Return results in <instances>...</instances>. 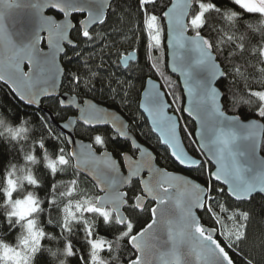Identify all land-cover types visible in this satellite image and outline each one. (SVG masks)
<instances>
[{"label":"snow or ice","instance_id":"6c2138e0","mask_svg":"<svg viewBox=\"0 0 264 264\" xmlns=\"http://www.w3.org/2000/svg\"><path fill=\"white\" fill-rule=\"evenodd\" d=\"M0 3H5L8 9L19 7V0H0ZM114 3L118 4L119 0H28L27 6L38 18V28L31 40L23 46L13 42L4 26L5 12L0 11V68L10 70L7 76L0 74V80L28 106L38 104L41 96H54L60 77L67 78L73 89H79L83 84L89 93H100L110 101L118 100L128 107L142 96L143 99L136 105L137 111L142 110L140 119H145L146 114V122L151 123L150 131L158 133V143L165 147L168 158L184 169L198 171L206 179L203 183H197L157 167L151 163L156 157L135 139L131 140L132 147L139 153L135 159L126 151L120 152L127 169L125 175L118 162L107 151L96 157L93 146L103 147L106 143L105 136L98 131L99 126L111 125L116 133L113 137L115 142L117 137L130 139L124 131L129 125L115 112L90 100H85L83 105L76 104L73 97L71 103L80 111L78 119L97 133L91 137L92 143L78 145L86 151H66L64 147H59L55 159H48L46 141L57 140L67 144H72L73 141L65 138L62 132L56 133L53 122L45 116L40 117V137L33 146L34 152L37 148L44 151L46 166L52 176L64 173L69 168L74 169L72 178L67 182L59 181L51 185L52 198L48 200L51 209L56 204L57 189L64 187L61 195L68 199V204L63 209V222L59 224L64 237L63 254L73 257L80 253V249L75 248L67 238L73 232L74 222H77L88 246L87 258L81 255L80 264H109V261L111 264H124L120 252L125 247V241L133 250L126 264H151L148 252L154 243L160 246L170 243L175 250L183 241L195 242L193 252L196 260L200 261L203 253L204 264H237L236 257L240 256L244 257L241 264H254L246 251H250L254 245V235L249 231L251 209L242 210V205L251 202L254 195H261L264 199V160H255L258 147L257 133L254 131L256 122L242 123L239 116L226 115L221 99L224 93L220 89L224 87V79H228L227 94L232 108L238 109L241 105H246L264 119V36L258 44L249 48L243 37L238 39L231 31L238 24L241 12L231 7L218 6L214 0H169V4L163 8H158V0H133L134 7L127 11L120 9L119 15L117 9L112 8ZM231 3L244 13L261 17L264 22V0H231ZM45 9L62 13L63 20L58 21L53 16L44 15ZM107 9H112V15H117V23H108ZM73 13H86V16L73 23L70 19ZM165 21L169 48H187L199 53V58L194 63L186 62L178 68L177 54L173 51L171 67L173 72L179 71L183 77L184 89L189 96V104L183 108V112L193 116L199 124L196 133L199 138L197 151L204 155L203 160L190 157L182 146L181 118L166 114V110L171 107L166 96L171 95L173 103L180 99L173 83L164 77L167 91H161V85L151 78L142 81V76L137 74L138 71L142 73V69L130 65V62L138 63L139 46L145 38L148 58H151L153 50H159L164 32L161 24ZM218 21L223 23L218 29L219 36L213 39L210 33L217 30V25L220 24ZM249 27L252 25L249 24ZM70 30L75 31L77 37L82 39L74 42L69 38ZM177 31L179 35H176ZM189 31L192 34L185 35ZM43 32L48 34V51L40 47L41 41L45 39L41 35ZM125 43L131 51L124 48ZM225 43L230 45V51L227 62L224 60L221 63L217 59L220 57L217 53L223 51L221 45ZM66 47H70L71 55ZM61 54L69 65L73 64V57L76 58L75 70L68 68L65 71L56 64V57ZM249 56H254V62ZM25 61L27 71L21 67ZM242 64L246 67H242ZM200 66L207 69L208 79H198L194 75ZM152 67L157 66L153 64ZM248 69L252 71L249 72ZM136 81H142L143 92L137 88ZM193 82L196 91L194 107ZM42 84L46 86L40 87ZM237 84H243V93L239 100H234L231 93ZM59 104L62 108L67 106L64 99H60ZM176 111L181 110L178 108ZM134 119L135 114L133 122ZM63 127L68 128L69 124L66 123ZM234 128L240 129V133ZM7 131L15 139L20 129L9 128ZM183 131L187 132L186 125ZM238 141L249 143L241 150ZM209 145H213L215 150L210 149ZM146 157L149 160L147 164ZM101 158L108 162L103 174L87 168L84 170L95 180L94 187L105 194L90 196L80 191L78 173L90 159ZM238 158H244L243 162ZM26 159L31 161L34 157L28 156ZM146 167L148 179L141 177ZM11 176L12 172L9 171L7 177ZM135 177H141L138 192L129 195L128 191L120 190L124 185H128L131 190ZM27 180L29 185L37 184L31 175ZM171 180L182 181L190 186L192 193L191 198L183 205L177 201L179 220L172 218L169 208V189L173 187ZM7 183L9 189H14L12 179H7ZM12 194L11 190L5 192L8 203H19L12 199ZM77 194L79 199H75ZM28 199L33 205L32 211L17 215L13 209L8 225L10 228L14 226L13 216L15 223L25 221L23 228L33 238L32 255L37 257L43 248L41 241L47 234L34 220L28 219L40 210V201L32 193H29ZM149 200L155 201V206L149 208L145 203ZM146 212L151 214L150 222L137 230V217ZM227 222H231L232 226L228 227ZM114 226L118 231L112 238L101 234ZM21 243L27 248L29 241L25 238ZM0 249L3 250L0 251V264H7V252L16 254L17 259L13 264H21V259L23 264H28L30 257H20L17 250L8 249L7 245L2 244ZM104 253L106 256L102 255ZM177 264H181L179 258ZM183 264L190 262L184 261Z\"/></svg>","mask_w":264,"mask_h":264},{"label":"trees","instance_id":"16d2710c","mask_svg":"<svg viewBox=\"0 0 264 264\" xmlns=\"http://www.w3.org/2000/svg\"><path fill=\"white\" fill-rule=\"evenodd\" d=\"M215 3H217L218 6L224 7H231L234 10L241 12V16L239 17L238 24L235 28L231 29L232 32L235 33L236 37L239 39L240 37L244 38V42L246 45L254 46L258 44L262 36H264V22H262V19L257 20L258 16L254 14L244 13L241 9L237 8L234 4L231 3V0H214ZM169 4V0H158V8H163L165 5ZM133 0H119V3H114L112 5L113 9H117V15H119V10L123 9L125 11L129 10L130 8H133ZM53 14L56 18H59L57 14H54L53 12H50ZM109 24L117 23V15H112V9H109ZM82 19V16H73L72 21L76 23L78 20ZM245 21H248V23H245ZM217 30L213 31V33H210V35L214 38L219 36L218 29L221 27L223 22L218 21ZM249 24L252 25V27H249ZM98 27V26H97ZM161 27L164 29L163 22L161 24ZM226 27V26H225ZM189 34H192L191 31L188 32ZM72 39L74 41H77L78 38L75 31L72 32L71 35ZM145 41L141 43L139 46V61L130 63V65L133 68L142 69V73L138 71V75L142 76V81H145L147 78H153L157 80L163 91H167L166 87L164 86V77H167L172 83L175 88L176 94L180 97V99L173 103L172 96L168 95L167 99L172 107V112L177 114L181 120H180V133L181 137L184 143L185 148L187 151L196 158L201 159L200 153L197 151V148L195 146L194 140H193V131L194 126L192 122H190L188 119L182 116L181 111L177 112L176 109L182 110L183 106V96L182 92L178 83V80L172 76H170L166 69V57H165V48H164V32L161 37V45L159 50H153L151 54V58H148L146 49H145ZM223 51L218 52L217 55L220 57H217L218 61L221 63H224V60L227 62V54L230 51V45L227 43L221 45ZM124 48L131 51V48H128V44H124ZM79 50V49H77ZM66 51L69 55H71V49L66 48ZM123 51V49H122ZM115 58V57H113ZM249 59H252L254 62V56H249ZM75 62L76 58L73 57V64L69 65L68 61L64 58V56L61 57V64L65 71H67L68 68H72V70H75ZM155 64L157 67L153 68L152 65ZM227 67V65H225ZM242 67H246V65L242 64ZM249 72H251V69H248ZM254 75V73H252ZM142 81H136L137 88L142 91L141 83ZM224 87L220 89L224 93L222 96V102H223V108L224 111L230 115H236L239 116L242 120H248L252 118H258L263 122L264 125V119H261L258 117L255 113L254 109H250L246 105H241L238 109H233L231 106V102L228 100V94H227V84L228 79H224L223 81ZM251 83V81H249ZM61 92H67L71 95H75L79 100L89 98L95 101L98 104L104 105L110 109H113L117 111L127 122L129 125V132L136 138V140L147 146L155 155L156 162L163 168H165L168 171L172 172H179L180 170L175 166V164L172 162L171 159L168 158V153L165 151V148L162 147L158 140L153 136L151 131L148 128V125L145 121V119H140V112L137 111V104L139 103V99L135 103L132 104L131 107L122 105L118 100L116 102L110 101L108 98L103 96L100 93H96L95 95L92 93H89L84 87L83 84L81 85V88L79 89H73L70 81L63 77L62 84H61ZM243 93V84H237L233 87L232 90V97L234 100H239L241 95ZM42 107L48 109L56 122H62L66 119L74 116V112L71 109H62L57 99H47L42 102ZM135 114V119L133 122V115ZM45 116L43 110H37L30 107L25 106L22 102L17 100L13 94L10 92V90L2 85L0 83V119H2V122H0V175H3L5 171H11L16 172V175L12 176L17 184V189L14 193V197L20 196L21 192L28 187L27 184H25L20 179V168L22 166L21 161V151L23 150L22 146L27 145V141H19V137H17L15 140L9 135L7 131H5L6 127H15L18 126L21 122L22 117H31L30 120L25 124V127L28 128L32 124H35L37 127V131H31L29 133L30 137L35 138L38 134H40V117ZM46 117V116H45ZM47 118V117H46ZM139 125V126H137ZM187 126V132L183 131L184 126ZM54 130L56 133H59L58 130L55 128V126L52 124ZM100 134L105 136L106 143L103 147L94 145L93 147L97 151L102 150H108L110 151L114 157L120 158V152L126 151L127 153L131 154L132 156H135V152L131 150L130 145L126 141H122L118 138H116L115 142H113V137L115 136L112 134V132L108 128H102L98 129ZM76 136L82 140L89 141L92 143L91 137L97 134L94 131H91L90 129L84 128L80 125H77L75 129ZM191 133V135H189ZM46 147L48 148V151L52 153V155L55 157L56 152L58 151L59 147H64L66 151H68L66 143H62L61 141L57 140H49L46 141ZM37 156H40L41 151L37 148L36 152L34 153ZM261 155L264 157V134L263 139L261 143ZM6 165H11V167H8L6 169ZM73 168H69L64 173H57L56 176H52L47 169H45L42 165H38L36 168V174L38 177L42 180L41 186L36 188V191L38 193V199H43L42 207L44 209H47V212H40L39 214V220L38 223L42 227V229L45 231V233H50V235H46L45 238L41 241V244L43 245L42 251L37 255L35 258V264H80V256L83 255L85 258H87V250L88 246L83 239V233L80 231V226L77 222H74V228L73 232L67 236L69 241H72L75 248L80 249L79 255L73 256V257H66L63 254L64 249V237L61 235V230L59 228V224L63 222V209L65 205L68 204V199L64 198L61 195V192H63L65 189L64 187H59L55 194V200L56 204L51 209L49 208L48 200L52 197H49V193L51 190V185L54 182H67L69 179L72 178L73 175ZM187 175L191 176L194 180L198 181L199 183H203L206 179V176L202 177L198 171H190L186 172ZM9 177L6 176L3 186L7 185V179ZM78 178L80 181L79 189L80 191L87 193L90 196L99 195L96 191L95 187L83 176L78 174ZM129 192V195H132L133 192L139 191V186L137 182H133L132 189L130 190L129 187L127 190ZM80 196L77 194L75 196V199H79ZM6 199V196L4 194H0V201H3ZM149 208L152 207L151 203L146 204ZM251 209L252 218L250 221L249 231L251 234L254 235V245L251 247V250L248 251V255L251 256L253 259L254 264H264V199L261 198L259 195H255L254 198L251 200V202L242 205V210H249ZM5 210H9L8 204H5L2 209H0V212H3ZM74 210V205H73ZM199 215H203V213H199ZM36 216V213H33L30 216V219H33ZM150 212H146L143 215L137 217V230H139L140 227L144 226L147 222H150ZM206 217L204 220L206 221ZM51 220V223H48V221ZM5 218L3 215H0V231L6 233V239L9 241H12L16 232L20 231L19 226L17 229L12 230L9 225H7L5 222ZM15 221V217L13 218V222ZM35 221V220H34ZM37 223V221H35ZM102 224V222H99ZM21 224L22 221H21ZM227 226L231 227L232 223L227 222ZM118 231L117 227H113L112 229L108 230L107 232L102 231L101 234L107 235L108 238H112V235ZM219 239H223L222 237H219ZM132 252V250L127 246L125 241V247L121 250L120 255L122 261H124V264H126V260L129 256V254ZM106 256V253L102 254ZM237 264H241L242 260L244 259L243 256L236 257ZM109 264H111V261H109Z\"/></svg>","mask_w":264,"mask_h":264},{"label":"water","instance_id":"95a60500","mask_svg":"<svg viewBox=\"0 0 264 264\" xmlns=\"http://www.w3.org/2000/svg\"><path fill=\"white\" fill-rule=\"evenodd\" d=\"M27 5H28V0H19V7L8 9L7 5L5 3H0V11H4L5 12L4 26L7 28L8 32L11 34L13 42L16 43L18 46H23V44L29 42L31 40L32 36L34 35L36 29L38 28V18L35 16L33 10L30 7H28ZM108 11H109V9L106 10V12H108ZM50 12H53L54 14H57L60 17L56 18ZM44 15L53 16L58 21L63 20V14L59 13L56 10H53V9H45ZM73 16H82V19H83L86 16V13H73L72 16L70 17L71 20H72ZM163 25H164V48H165V57H166V69H167V72H168V74L170 76H172V77H174V78H176L178 80V83H179V86H180V89H181V92H182V96H183V106H182L181 114H182L183 117H185L190 122H192V124L194 126L193 140H194L196 148L198 149V147H199V138L197 137L196 133H197V131L199 129V124L196 121V119H194L193 116H190L188 113L183 112V108L188 106V104H189V96H188L187 92L184 89L183 77L181 76L179 71H176V72L172 71L171 62H172V53H173V51H175L176 54H177L176 65H177L178 68L181 67L186 62L194 63L195 60L199 58V53L194 51V50H188L187 48H185V49L169 48L166 21L163 22ZM72 32H73V30L69 31V38L70 39H72V37H71ZM41 35L43 37H45V39H43L41 41L40 47L44 51H48V45H47V35L48 34H47V32H43V33H41ZM176 35H179V31H177ZM185 35H191V34L185 33ZM66 48H70V47H66ZM62 56H63V54H61V55L56 57V64H58L60 66V68L64 69L62 64H61V57ZM130 63H133V62H130ZM21 67L25 71H27L28 70L27 61H25L21 65ZM9 71L10 70L8 68H0V74H4L5 76L8 75ZM194 75L198 79H204V80L208 79V71L203 66L198 67L195 70ZM148 79L149 78H147L145 81H147ZM151 79L156 81L160 85V83L157 80H155L153 78H151ZM62 80H63V77H60L57 80L54 96H52V97L41 96V97H39V103L31 105V106L25 105L23 102L22 103L25 106L30 107V108L37 109V110H43V112H44L45 116L47 117V119L50 122H53V125L58 130V132L59 133L62 132L65 138L71 139L73 141L72 144H67L66 143L68 151H72V150L86 151V150L80 149L78 147V145L79 144H85L86 145V144H90V142L78 138L76 136L75 129H76L77 125H80V126H82L84 128H87V129H89V128H88V126L83 125L82 121H80L78 119V117L80 115L79 108L74 106L71 103V100H72L73 97H75L76 104H79V105H83V102L85 100H90L92 103H96V102L93 101L92 99H89V98H85V99L79 100L75 95H71V94H69L67 92H61ZM0 83L2 85H4L5 87H7L10 90V92L13 94V96L17 100H19V98L11 91L10 87L7 86L4 83L3 80H0ZM214 83H217V82H214ZM39 86L40 87H44L46 85L42 84V85H39ZM193 87H194V92H193V96H192V101H193V107H194L195 106V100H196V91H195L194 82H193ZM160 90L163 91L162 88H160ZM141 92H143V89H142ZM54 98L57 99L58 104H59L60 99H64L67 106L63 107V108L60 106V104H59V106L62 109H71L75 113L74 116H72V117H70V118H68V119H66L65 121H62V122H56L54 117H53V115H52V113L48 109L42 107V102L44 100L54 99ZM141 99H143L142 96L139 98V100H141ZM166 100L168 102L167 96H166ZM96 104H98V103H96ZM98 105L100 107L106 108L110 112H115L117 115H120L117 111H115L113 109H110V108H108V107H106L104 105H101V104H98ZM139 112L142 113V110H139ZM166 114L167 115H176V116H178L177 114L172 112V107H170L169 109L166 110ZM225 114L226 115H230V114H228L226 112H225ZM144 115H145V121H146V114H144ZM240 121L242 123H250L252 121L256 122L257 127L254 129V131L257 133L256 140H257V143H258V147H257L256 152H255V160L256 161L264 160V157L261 155V143H262L263 134H264L263 122L260 119H258V118H252V119H248V120H242L240 118ZM125 122L128 124V122L126 120H125ZM66 123L69 124L68 128H64L63 127V125L66 124ZM146 123L148 125L149 130H150L151 129V123L150 122H146ZM102 128H108L112 132V134H114L116 136V133L112 129L111 125L99 126L98 129H102ZM233 130L237 131L238 134L241 131L238 128H234ZM124 131H125V135L127 137H129L130 139L125 140V139L120 138V137H117V138L122 140V141H126V142L129 143L131 150L135 152V156H132L129 153H128V155L130 157H132L133 159H135L139 155V153L136 151V149H134L132 147L131 140L132 139L136 140V138L129 132V127L126 128ZM152 134L158 140V133H152ZM180 135H181V133H180ZM181 139H182V137H181ZM136 142L139 143L137 140H136ZM237 143L240 145L241 150H243L245 145H247L249 142H247V141H238ZM139 144H141V143H139ZM141 145H143V144H141ZM143 146L146 147L148 149V151L151 152L152 155L155 157L154 153L147 146H145V145H143ZM182 146L185 148L183 140H182ZM162 147H164V146H162ZM209 148L212 149L213 151L215 150V147L213 145H209ZM93 149H94L96 157H100L101 153L107 151L118 162V164L121 167V172L124 173L125 175L127 174V169L124 167V162H123V159H122L121 156H120V158H116L108 150L97 151L94 147H93ZM185 150L189 154V156L191 157L192 155L187 151L186 148H185ZM205 152H208V149H205ZM200 155H201V160H203L204 159V155H202L201 153H200ZM198 159H200V158H198ZM238 159H240L241 162H243L244 158H238ZM145 162H146V164L149 162L147 157H146ZM72 163L74 165L75 161H73ZM107 163L108 162L106 160L102 159V158L101 159H90L87 164H85V165H83L81 167V169L79 170L78 174H80L81 176L86 178L94 186L95 180L93 179L92 176L88 175L87 172L84 169L87 168L89 170L97 171L98 174H103L104 171L107 168ZM151 163H154L157 167H161L156 162V160L151 161ZM175 166H177V168L180 170L179 172H172V171L166 170L165 168L164 169L166 171H168V172L174 173L177 176L186 177L187 179L194 180L191 176L186 174V172H190L189 170L184 169V168H182L181 166H179L177 164H175ZM213 170H214V168H213ZM148 175H149V173H148V170H147V167H146L144 169V171L141 173V177L144 178V179H148ZM141 177L133 178V182H137L138 186H139V179ZM194 181L199 183L196 180H194ZM170 183L173 185V187H171L169 189V196L171 197V200L169 202V208H170V210L172 212V218L176 219V220H179L180 209L177 206V201H179L180 204L183 205L184 203L187 202L188 199L191 198L192 193H191L190 186L185 185L182 181L171 180ZM128 187H129L128 185H124L123 187L120 188V190L121 191H126ZM95 189H96V191L98 192L99 195L103 196L105 194L104 192H101L98 187H95ZM259 196H261V195H259ZM145 203L146 204L147 203H152V205L155 206L156 202L153 201V200H149V201H146ZM195 247H196V245H195L194 241H183V242H180V244L178 245V247L175 250L172 248V245L170 243L167 246H160V245L154 243V246L148 252V259L150 260L151 264H177V258H179L181 264H183L184 261H188V262H190V264H204V255L205 254L202 253L201 260L197 261L196 260V256H195V254L193 252V249ZM129 248H130V246H129Z\"/></svg>","mask_w":264,"mask_h":264},{"label":"clouds","instance_id":"9594fccd","mask_svg":"<svg viewBox=\"0 0 264 264\" xmlns=\"http://www.w3.org/2000/svg\"><path fill=\"white\" fill-rule=\"evenodd\" d=\"M241 16V14H240ZM262 19L261 17L258 16L257 20ZM31 117H22L21 118V122L18 126L15 127H6L5 131H7V129L11 128V129H20V132L18 133V135L16 136L19 137V141H27V145L26 146H22L23 150L21 151V161H22V166L20 168V171L23 173V175L20 177V179L28 185L27 188H25L20 196H17L14 201H17L19 203L16 204H11V209L12 210H5L3 212H0V215H3L5 218V223L8 225V218L9 216L13 213V209H15V212L17 215H25L28 212L32 211L33 205L31 203V201L28 199V195L29 193L33 194V197L40 201L39 204V211L35 212L36 216L32 219L37 221V226L39 228L42 229V227L39 225L38 220H39V214L40 212H47V209H44L42 207L43 204V199H38V193L36 191V188L41 186L42 184V180L38 177V175L36 174V168L39 165H42L45 169H47V161L45 160V153L43 150H41V154L40 156H36L33 150V146L37 144V141L39 140L40 134H38L35 138L30 137L29 133L31 131H37V127L35 124H32L30 127L26 128L25 124L28 122V120H30ZM0 122H2V119H0ZM8 132V131H7ZM9 133V132H8ZM0 135H2V133H0ZM9 135L12 137V135L9 133ZM13 138V137H12ZM15 138V139H16ZM13 139V140H15ZM38 146V145H37ZM28 156H33L34 160H28L26 159V157ZM48 159L50 160H54L55 157L52 155V153L48 152ZM8 167H11V165H6V169ZM48 170V169H47ZM68 170V169H67ZM66 170V171H67ZM49 171V170H48ZM9 171H5L3 175H0V194H4L5 192L8 190H11L13 193L16 191L15 187L14 189H9V185L7 183L6 186H3L5 178L7 176V173ZM50 173V171H49ZM51 174V173H50ZM12 175H14V173H12ZM31 175L34 179H36L37 184L35 186L29 185L27 177ZM49 197H51V190L49 193ZM8 203V199H5L3 201H0V209L3 208V206L5 204ZM15 216H13L12 218H14ZM49 223V221H48ZM19 226L20 231H17L13 240L9 241L7 240L6 237V233L0 231V244L2 245H7L8 249H14L17 250L19 252L20 257H30L28 264H35V256L32 255V248H33V244H32V236L29 233H26L24 231L23 228V224L21 223H15L14 221V226L11 227L12 230L17 229V227ZM47 235H50V233H46ZM27 239L29 241L28 247L25 248L24 245L21 243V240L23 239ZM0 251H3L2 249H0ZM42 251V249H41ZM6 256L9 257V259L7 260V264H13V261H15L17 259L16 254L13 252H7ZM21 264H23V260L21 259Z\"/></svg>","mask_w":264,"mask_h":264},{"label":"rangeland","instance_id":"374dc122","mask_svg":"<svg viewBox=\"0 0 264 264\" xmlns=\"http://www.w3.org/2000/svg\"><path fill=\"white\" fill-rule=\"evenodd\" d=\"M20 172V176H22L23 175V173L21 172V171H19ZM12 173H14V175H16V172L14 171V172H12ZM14 175H12V176H14ZM9 177L8 179H12L13 181H14V185H15V189H17V184H16V181H15V179L13 178V177ZM15 193V192H14ZM14 193L12 194V199L14 200L16 197H14ZM6 199H8V197L6 196ZM8 204V207H9V211L10 210H12L11 209V204L10 203H7ZM28 219H30V216L28 217ZM22 223L24 224L25 223V221H23L22 220Z\"/></svg>","mask_w":264,"mask_h":264},{"label":"flooded vegetation","instance_id":"af4514ba","mask_svg":"<svg viewBox=\"0 0 264 264\" xmlns=\"http://www.w3.org/2000/svg\"><path fill=\"white\" fill-rule=\"evenodd\" d=\"M140 190V189H139ZM152 204V203H151ZM153 206V205H152Z\"/></svg>","mask_w":264,"mask_h":264}]
</instances>
